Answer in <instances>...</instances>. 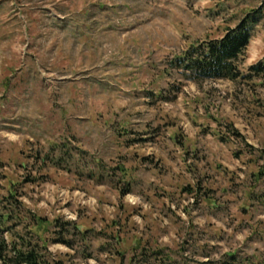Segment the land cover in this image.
<instances>
[{"label":"rangeland","instance_id":"rangeland-1","mask_svg":"<svg viewBox=\"0 0 264 264\" xmlns=\"http://www.w3.org/2000/svg\"><path fill=\"white\" fill-rule=\"evenodd\" d=\"M262 2L0 0V199L91 229L52 263L264 264V19L248 79L170 66Z\"/></svg>","mask_w":264,"mask_h":264},{"label":"trees","instance_id":"trees-1","mask_svg":"<svg viewBox=\"0 0 264 264\" xmlns=\"http://www.w3.org/2000/svg\"><path fill=\"white\" fill-rule=\"evenodd\" d=\"M262 5V7H261ZM258 7H246L234 27L227 26L220 37L206 39L176 55L170 66L181 70L186 79L196 84L209 80L238 81L252 76L244 75L241 62L247 55L248 47L264 19V0ZM251 72L258 75L264 72V61L251 66ZM264 157V155H263ZM264 177V166L258 172ZM18 181L10 179L7 195L0 199V262L2 264H61L62 261L49 260L53 253L49 245L63 244L73 248L76 236L86 235L91 229L76 221L61 217L50 219L39 216L21 200ZM125 193V192H124ZM84 229H82V228ZM142 240V239H141ZM140 240V241H141ZM138 242L134 248L140 247ZM146 250V247H143ZM155 252V251H154ZM159 251H157L156 254ZM122 256V252L118 251ZM237 254H230L222 260H208L201 264H246ZM248 264H254L250 261Z\"/></svg>","mask_w":264,"mask_h":264},{"label":"crops","instance_id":"crops-1","mask_svg":"<svg viewBox=\"0 0 264 264\" xmlns=\"http://www.w3.org/2000/svg\"><path fill=\"white\" fill-rule=\"evenodd\" d=\"M147 248V247H146ZM50 250H51V248H50ZM51 252H52V250H51Z\"/></svg>","mask_w":264,"mask_h":264}]
</instances>
